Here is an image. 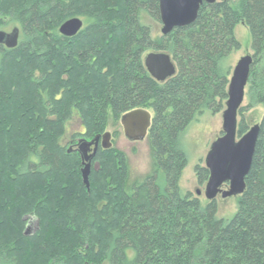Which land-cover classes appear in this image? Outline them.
Masks as SVG:
<instances>
[{
    "label": "trees",
    "instance_id": "1",
    "mask_svg": "<svg viewBox=\"0 0 264 264\" xmlns=\"http://www.w3.org/2000/svg\"><path fill=\"white\" fill-rule=\"evenodd\" d=\"M146 17L160 22L158 0H0V27L8 21L21 35L16 48L0 47V264H264V0L203 4L194 24L157 38ZM74 18L82 29L62 36ZM239 24L251 35L245 97L263 115L225 221L215 201L181 193L180 137L195 117L224 110L223 62L240 48ZM149 51L168 53L175 76L151 78ZM145 109L155 172L128 190L124 154L98 147L87 189L79 141L103 136L108 114ZM73 117L82 132L65 145ZM247 131L242 119L237 136ZM194 172L207 182L204 167Z\"/></svg>",
    "mask_w": 264,
    "mask_h": 264
},
{
    "label": "water",
    "instance_id": "2",
    "mask_svg": "<svg viewBox=\"0 0 264 264\" xmlns=\"http://www.w3.org/2000/svg\"><path fill=\"white\" fill-rule=\"evenodd\" d=\"M228 0H158L159 16L162 25L161 35L167 36L175 28H185L195 23L200 7ZM82 21L71 19L59 28V33L72 38L82 29ZM19 42V30L11 33L0 31V47L14 49ZM252 65V57H242L234 67L228 83L227 101L222 113V136L214 141L204 159V168L209 172L203 196L207 202L240 197L245 190L244 180L249 173L252 158L259 134V125H255L241 137L237 136V118L245 98V91ZM147 73L158 83H164L176 74L175 64L164 52H151L144 57ZM125 137L132 142L142 141L149 133L152 118L145 110H134L120 119ZM111 137L108 133L96 137L90 142L79 141L78 150L81 154V177L83 185L89 188L91 162L96 154L98 143L103 150L111 148ZM94 145V149L90 147ZM89 152H91L90 155ZM228 189L223 190V185ZM201 195L196 191V196ZM27 235V234H26Z\"/></svg>",
    "mask_w": 264,
    "mask_h": 264
},
{
    "label": "rangeland",
    "instance_id": "3",
    "mask_svg": "<svg viewBox=\"0 0 264 264\" xmlns=\"http://www.w3.org/2000/svg\"><path fill=\"white\" fill-rule=\"evenodd\" d=\"M235 1L236 0H230V3L233 4ZM143 24L149 27L151 38L161 36L162 25L160 22H156L146 17L143 18ZM14 29L17 28L8 21L5 22L4 26L0 27V31L6 33H11ZM234 36L239 42L240 48L238 51L232 52L223 62V66L229 70V78L237 62L242 57H252L251 35L248 29L244 25L239 24L234 29ZM20 38L21 35L19 32V40ZM148 53L151 52L149 51ZM148 53H146L144 57ZM241 109H243V111L242 113H238V123H240L243 119L248 129L259 124L263 115V109L261 106L255 105L249 108L248 100L245 97ZM145 111L149 113L151 118L153 117L151 109H145ZM223 111L215 115L207 112L203 115L195 117L180 137V147L185 154L186 165L180 175L178 184L179 189L182 194H190L193 197L198 198L203 204L207 203L203 196L205 184L199 185L194 169L197 165L204 167V159L209 152L212 143L222 136ZM80 132H82L80 122L76 117H73L67 125V133L62 141L63 144L66 145L70 141L72 134ZM106 133H108L111 137V147L122 152L125 156L128 190L132 186L143 182L146 177L155 172V164L152 159L151 146L148 136H146L142 141H129L124 135L120 118L115 120L110 114H108L106 128L102 135ZM83 141L90 142L91 140ZM73 149H77V147L75 146ZM90 154L91 152H89L88 155ZM94 167L95 169H98V165L95 164ZM223 190L226 189L223 188ZM196 191H200L201 196L197 197ZM215 202L217 206L216 217L218 219L229 221L234 217L237 211L238 197L222 199L218 196ZM35 228V220L30 219L28 221L26 232L32 234L35 231Z\"/></svg>",
    "mask_w": 264,
    "mask_h": 264
},
{
    "label": "flooded vegetation",
    "instance_id": "4",
    "mask_svg": "<svg viewBox=\"0 0 264 264\" xmlns=\"http://www.w3.org/2000/svg\"><path fill=\"white\" fill-rule=\"evenodd\" d=\"M149 134V133H148ZM148 136V135H147ZM98 147H100V143H98ZM94 149V145H92L91 147H90V150H93ZM98 149V148H97ZM223 188H225V189H228V184H225V185H223V187H222V189ZM201 196V195H200Z\"/></svg>",
    "mask_w": 264,
    "mask_h": 264
}]
</instances>
